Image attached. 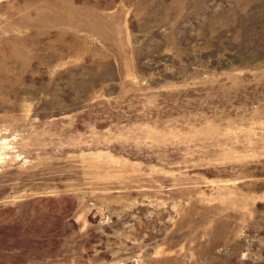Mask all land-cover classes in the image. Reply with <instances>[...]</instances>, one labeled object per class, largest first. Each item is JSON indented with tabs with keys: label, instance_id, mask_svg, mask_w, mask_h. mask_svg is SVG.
Returning a JSON list of instances; mask_svg holds the SVG:
<instances>
[{
	"label": "rangeland",
	"instance_id": "1",
	"mask_svg": "<svg viewBox=\"0 0 264 264\" xmlns=\"http://www.w3.org/2000/svg\"><path fill=\"white\" fill-rule=\"evenodd\" d=\"M0 264H264V0H0Z\"/></svg>",
	"mask_w": 264,
	"mask_h": 264
}]
</instances>
